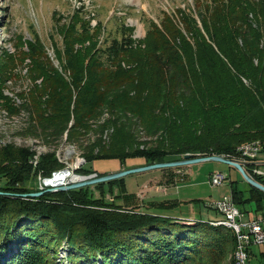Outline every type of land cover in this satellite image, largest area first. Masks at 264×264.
Here are the masks:
<instances>
[{"label": "trees", "instance_id": "trees-1", "mask_svg": "<svg viewBox=\"0 0 264 264\" xmlns=\"http://www.w3.org/2000/svg\"><path fill=\"white\" fill-rule=\"evenodd\" d=\"M194 5L200 23L191 11L182 12V20L178 17L187 34L167 14L160 25L144 20L147 34L139 42L125 19L115 34L110 31L101 42L102 21L95 27L83 24L79 33L68 28L64 66L72 70L69 85L77 90L72 126H91L87 119L98 118L104 109L113 116L104 126L118 129L117 137L135 143V117L149 135L159 136L147 150L99 143L100 152L87 155V163L143 157L154 164L177 161L167 157L186 152L235 157L239 144L252 138L264 141V0H196ZM80 18L79 10L75 21ZM75 43L81 47L74 48ZM26 47L25 59L31 62L35 83L30 94L33 106L27 105L28 109L36 110L41 126H57L47 134L58 138L66 130L65 118L72 114L68 83L50 68L36 40ZM3 54L1 78L8 79L5 75L15 68L16 57L8 51ZM56 76L57 86L52 84ZM131 101L147 104L148 111L133 110ZM2 102L9 108L11 101L0 87ZM32 155L21 147H0V264H207L212 254L222 259L236 247L234 230L216 224L215 218L171 217L138 207L122 208L105 199V190L118 188L124 193L118 196L123 197L120 203L135 202L136 195L128 193L124 178L93 188L45 189L33 196L41 192L37 175L49 178L60 164L45 155L35 166ZM244 164L248 173L264 182V173L255 171L254 161ZM80 171L97 172L87 165ZM232 183L233 197L243 210L264 208V190L248 181L242 187L238 178ZM177 203L165 200L151 207L166 209Z\"/></svg>", "mask_w": 264, "mask_h": 264}, {"label": "rangeland", "instance_id": "rangeland-1", "mask_svg": "<svg viewBox=\"0 0 264 264\" xmlns=\"http://www.w3.org/2000/svg\"><path fill=\"white\" fill-rule=\"evenodd\" d=\"M188 1H190L189 5ZM195 1L0 0V64L5 59L4 51L14 53L16 57L13 65L15 68H13L10 75H5L8 79L1 78L0 71V87L2 88L3 96L7 97L12 104H10L9 108L5 102L0 104V147L5 145L16 146L32 151L31 162L35 166L45 155L54 156L58 164H60V168L51 177L54 178V174L61 170V172H70L72 175V178L67 177L60 186H67L86 179L95 180L98 177H102L98 176L99 174L106 176L126 169L149 165L150 163L146 162L143 157L128 158L125 161L95 159L87 163V155H96L100 152L99 143L107 148L116 145L118 148L128 149V146L131 145L132 148L129 149L132 150H147L157 144L159 136L149 135L140 120L135 117L132 125L134 127L132 129L134 140L132 139V141L135 143H131L127 137H117L115 133H117L118 129L115 130L113 126H104L106 121L113 117L108 110L104 109L98 112V118L89 119L90 121L87 119L91 126H77L75 128L72 126L74 124L73 109L77 90L71 85L73 82L72 70L64 66L67 64L64 59L67 30L72 26L74 27L73 30L79 33L82 31L81 26L83 24L88 23V26L95 27L99 21H102L101 36L99 37L101 42L107 38L110 31L115 34L118 24L121 23L120 20L125 19V25L128 28H132V36L139 42L147 34V26L144 20H151L160 25L164 15L167 14L172 19H176L182 32L187 34V29L183 25V21L181 22L180 15L182 12L191 11L200 23L199 13H197V7L194 5ZM79 10L83 18H80V22H77L75 18H77V11ZM62 28L64 30H61ZM33 40H36L45 51L46 56L49 58L50 68L52 67L62 75L65 82L68 83L67 87L70 89L67 99L68 106H70L68 111L72 114L70 113L69 120L65 118L64 122L67 121L66 130L58 138H49L50 136L47 134L48 131L53 130L57 126H41L39 123L40 116H38L36 110L33 107L28 109L30 105L33 106L30 94L34 89L35 83L32 79L34 74L32 75L31 73V62L29 59H25V52H27V44ZM80 47L81 45L75 43L74 48ZM255 62L257 63L258 61L255 60ZM52 80V84L55 83V86H57L60 78L56 76ZM243 80L249 82L248 78L243 77ZM36 83L39 86H43L41 80H37ZM69 83L71 84L69 85ZM25 97H28V100H25ZM139 102L131 101L133 110L147 112L149 106ZM52 109L51 107V112L53 111ZM125 116H131V113L126 112ZM49 124L52 125L50 122ZM188 153L186 152V154ZM186 154L168 156L167 158L168 160H171V157L178 159L177 161L184 160ZM260 161H264V158ZM86 165L97 172L94 171L84 175L80 170ZM242 165L245 166V164ZM261 168H264V162L261 163ZM217 169L227 172V177L224 178L225 180L220 185H215L209 179L211 172ZM74 176H77V178H74ZM243 177V174L236 166L229 165L226 161L214 159L199 160L182 166L141 170L125 175L122 178L126 182L128 193L136 195L134 203L129 201L120 203L123 197L120 198L118 196L120 194L123 196L124 193L118 188H115L112 192L105 190L104 197L109 202L116 201L122 208L129 209L134 207L137 209L138 207L141 211H157L160 214L190 220L197 217L220 220L224 218L223 213L213 206V202L221 201L225 196L229 195L236 203L233 192H231L233 191L232 179L238 178L239 184L245 187L246 180ZM49 178H42L40 174L37 175V182L42 193L45 189L48 190L54 187L53 184L48 185ZM44 179H46L47 184L44 183ZM104 182L107 183L108 181ZM95 184L85 186L93 188ZM95 195L99 196L98 193H95ZM165 200H175L179 203L166 209L157 208L155 210L151 207L153 203ZM251 205H253V202ZM254 211L257 215L264 216V208ZM252 246L250 248V258L252 248L255 252L264 251V243H255ZM64 251L61 250L63 256L66 255ZM233 253L234 251L230 252L229 250L225 258L222 259L212 254L207 259V264H232L230 258H233ZM258 257L260 256L254 254L252 259L259 260L260 258ZM196 264H204V262Z\"/></svg>", "mask_w": 264, "mask_h": 264}, {"label": "built area", "instance_id": "built-area-1", "mask_svg": "<svg viewBox=\"0 0 264 264\" xmlns=\"http://www.w3.org/2000/svg\"><path fill=\"white\" fill-rule=\"evenodd\" d=\"M263 150L264 141L252 138L238 145L236 149L238 156L236 157H239L244 163L254 161L257 164L254 167L255 171L264 173V168H261V164L258 161ZM226 177V171L217 169L211 172L209 179L215 185H220ZM44 183L46 184L45 181ZM213 206L223 213L224 218L212 221L216 222V224L225 223L229 225L236 234L237 244L233 253L235 264H250L249 258L252 244L264 243V216L257 215L252 209L243 210L229 195L225 196L221 201L213 202Z\"/></svg>", "mask_w": 264, "mask_h": 264}, {"label": "water", "instance_id": "water-1", "mask_svg": "<svg viewBox=\"0 0 264 264\" xmlns=\"http://www.w3.org/2000/svg\"><path fill=\"white\" fill-rule=\"evenodd\" d=\"M184 158H185L184 160H179V161L159 162V163L149 164V165L138 167V168L126 169V170H123V171H120L117 173L98 177L95 180L86 179V180L81 181V182L71 183L67 186H54L52 188H49L48 190L59 191V190H65V189H74V188H79V187H82L85 185H90V184H95V183H99V182L109 181L112 179L122 178L125 175L135 173V172L141 171V170H149V169H154V168L176 167V166L186 165L188 163H193L195 161H199V160L203 161V160H208V159H214V160H220V161L223 160V161H226L229 165L236 166L241 171V173L244 176L243 178H245L246 181H248L249 183L251 182L256 187L264 190V182L262 183L261 181L254 178L252 174L248 173L247 170L245 169V166L242 165L243 162L241 161L240 158L230 157V156H227L226 154H222V153L221 154L212 153V154H208V155L199 154V155H195V156L192 153H188L185 155ZM49 179H53V177H51ZM44 181L46 182V180H44ZM41 193L42 192L34 193L32 195L33 196H39V195H41Z\"/></svg>", "mask_w": 264, "mask_h": 264}, {"label": "bare ground", "instance_id": "bare-ground-1", "mask_svg": "<svg viewBox=\"0 0 264 264\" xmlns=\"http://www.w3.org/2000/svg\"><path fill=\"white\" fill-rule=\"evenodd\" d=\"M54 178L50 179L48 181V185L53 184V186H60L61 183H63L67 177H71V173L70 172H56V174H54ZM72 178V177H71ZM74 178H77V176H74ZM46 180V179H44ZM47 184V183H46Z\"/></svg>", "mask_w": 264, "mask_h": 264}, {"label": "crops", "instance_id": "crops-1", "mask_svg": "<svg viewBox=\"0 0 264 264\" xmlns=\"http://www.w3.org/2000/svg\"><path fill=\"white\" fill-rule=\"evenodd\" d=\"M264 152V150L262 151V153ZM264 158V154L262 155H260V157H259V162H260V164L262 163V161H260V160H262ZM151 211V210H150ZM255 244V243H254ZM253 247V246H252ZM254 254H257L258 256H260V257H258V258H260L259 260H253L252 258H253V255ZM250 261L253 263H256V264H264V251H260V253L259 252H255V250H253V248H252V251H251V258H250Z\"/></svg>", "mask_w": 264, "mask_h": 264}]
</instances>
